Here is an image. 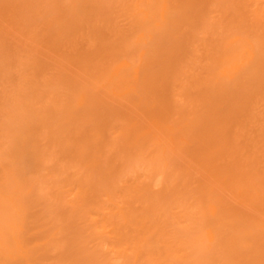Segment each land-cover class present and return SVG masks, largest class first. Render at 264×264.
<instances>
[{"label":"rangeland","instance_id":"rangeland-1","mask_svg":"<svg viewBox=\"0 0 264 264\" xmlns=\"http://www.w3.org/2000/svg\"><path fill=\"white\" fill-rule=\"evenodd\" d=\"M263 2L0 0V264H264Z\"/></svg>","mask_w":264,"mask_h":264},{"label":"bare ground","instance_id":"bare-ground-1","mask_svg":"<svg viewBox=\"0 0 264 264\" xmlns=\"http://www.w3.org/2000/svg\"><path fill=\"white\" fill-rule=\"evenodd\" d=\"M264 3V2H263ZM253 4V3H252ZM255 8V7H254ZM255 12V11H254ZM259 12V11H258ZM258 14V13H257ZM259 15V14H258ZM261 17V16H260ZM264 17V16H263ZM252 19V18H251ZM263 27H264V25H263ZM256 28V27H255ZM257 30V29H256ZM261 30V29H260ZM263 38V37H262ZM261 38V39H262ZM258 42V41H257ZM262 45V44H261ZM262 47V46H261ZM258 48H260V47H258ZM255 49V48H254ZM262 61V60H261ZM262 62H264V61H262Z\"/></svg>","mask_w":264,"mask_h":264}]
</instances>
